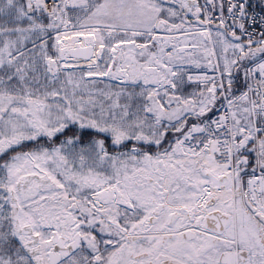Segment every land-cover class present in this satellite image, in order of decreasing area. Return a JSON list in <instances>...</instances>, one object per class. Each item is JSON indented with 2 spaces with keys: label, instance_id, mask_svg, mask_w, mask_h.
Here are the masks:
<instances>
[{
  "label": "snow or ice",
  "instance_id": "snow-or-ice-1",
  "mask_svg": "<svg viewBox=\"0 0 264 264\" xmlns=\"http://www.w3.org/2000/svg\"><path fill=\"white\" fill-rule=\"evenodd\" d=\"M0 264H264V0H0Z\"/></svg>",
  "mask_w": 264,
  "mask_h": 264
}]
</instances>
